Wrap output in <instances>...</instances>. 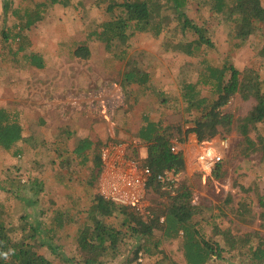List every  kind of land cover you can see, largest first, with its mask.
<instances>
[{"label": "rangeland", "instance_id": "374dc122", "mask_svg": "<svg viewBox=\"0 0 264 264\" xmlns=\"http://www.w3.org/2000/svg\"><path fill=\"white\" fill-rule=\"evenodd\" d=\"M115 1L122 3L124 0H113V3ZM5 2L9 3L8 12ZM44 2L46 0L28 2L0 0V33L16 27L11 32L9 41H2L0 36V50L3 55L1 58L5 61L0 60V108L7 109L13 116L19 118L25 137L10 152L0 149L1 220L5 221L7 227L19 226L24 216L31 217L33 222L38 220L42 224L40 237L44 241L36 240L32 243L36 245L39 253L53 264H85L87 255L77 244V234L93 219L101 220L108 227L121 231L117 253L103 258L102 264H186L182 239L162 244L160 248L162 253L137 256L135 239L121 227L122 216L120 214L106 216L98 209L96 200L99 195L98 184L92 183V178L97 176L94 169L102 147L111 140L112 134L118 142L134 143L137 134L132 130L140 128L144 124V117L148 116L150 120L164 126L181 127L180 140L183 139L182 144L187 143V146L185 150L180 148L185 156L187 168L180 174L168 172L167 179L171 181L170 183L175 181L176 185L187 182L193 189L194 201L196 199L199 207H203L195 217L202 233L207 237H216L215 226H219L231 229L235 237L243 238L244 242L240 245L246 249L240 254L237 250L227 248L225 240L218 235L219 242L226 251L221 260L213 259L209 264H242L243 256L246 257L245 252L251 246L258 245L261 238L264 239V208L260 204V201L264 204V157L261 153L250 156L239 153L244 138L235 132L225 139L218 137L210 141L209 145H203L198 138L192 142L186 140L187 135L195 128L194 119L201 116L204 107L189 109L184 94L188 84L197 83L205 59L215 66L232 62L240 71L252 69L261 80H264V24L259 25L255 34L241 45L232 37L233 25L226 15L212 12L213 0H189L180 13L168 5L167 0H151L150 4L153 9L155 8L152 20L154 23L161 21L162 32L156 34L150 28L146 31H137L132 27L127 30V35L130 36H127L129 38L126 42L114 40L108 48L98 35L103 31V25L113 16L107 12L108 3H101V0H65L64 4L45 8L42 22L35 27L20 30L23 17L12 16V10L21 9L26 13L28 9L34 11L36 3ZM262 5L264 6V0ZM184 17L206 31L213 47L204 45L194 56L186 53L187 46L199 38L190 30H185L184 34L180 31ZM17 33L19 38L13 41V35ZM39 42L52 44L50 52L46 55L52 65L67 72L63 81L76 83L78 79H73L77 74L85 72L83 77L87 78L89 83L83 89L82 94L86 96L81 97L84 106L81 109L84 110L82 116H86L89 123H85L84 126L82 121L80 126L72 123V120L69 121L72 118L69 111H66V114L58 111L64 108L57 102L60 101L59 98H51V106H57L55 110L58 114L48 121L39 111L32 110L26 115L24 110L19 108L20 103L16 100L23 86L28 91H32V88L36 91L33 100L42 102V106L48 104L50 100L47 99L46 104L42 101L44 99L42 89L46 87L38 85L45 81L44 75L40 76L38 69H25L23 65H20L21 68L14 67L13 57L11 53L8 56L7 52L10 50L7 47L15 51L22 46L27 49V55H30L33 46ZM173 44L178 48L173 49ZM80 46L89 49L88 60L74 58L73 50ZM124 50L127 57H133L139 62L140 68L149 73L150 90L143 94L138 85H131L124 88L122 93L115 89L110 93L107 91V98L117 105L114 124L109 125L95 113L94 109H90L91 100L105 84H121L126 66ZM69 62L85 63L84 68L72 66L75 75H69V72L72 73L69 69L71 67L63 65L70 64ZM91 62L97 66L89 64ZM103 65H106L105 68L108 66V70L101 71L98 68ZM200 90L201 97L211 102L216 100L207 89ZM77 91L75 90V93ZM95 97L104 96L100 94ZM3 100L6 102H2ZM255 104L252 99L244 101L237 96L219 110L220 113L231 111L236 119H243L248 116ZM88 114L95 117L97 124L102 125L104 129L105 138L95 139L102 147L97 148L89 167L73 164L72 167H66L69 158L67 154L74 143H77L73 137L66 140V133L71 130L78 133L82 130L81 127L84 130L86 124L91 125ZM36 123L37 128L42 131L40 133L42 136H38V139L32 142L29 139L35 131ZM74 127L79 128L73 129ZM263 135L264 126L260 124L250 137L257 142L258 137ZM222 140H228V149L219 143ZM63 141L65 152L58 146ZM211 143L224 158L220 164L208 171L204 169L200 155L203 148L210 146ZM144 146L146 145L140 143L137 148L147 154V147ZM220 166H224L225 171L224 176L218 177ZM147 201L150 213L165 208L167 202L165 198H159L157 195L148 197ZM157 235L160 236L161 233ZM15 239L20 240L21 235L17 234Z\"/></svg>", "mask_w": 264, "mask_h": 264}, {"label": "trees", "instance_id": "16d2710c", "mask_svg": "<svg viewBox=\"0 0 264 264\" xmlns=\"http://www.w3.org/2000/svg\"><path fill=\"white\" fill-rule=\"evenodd\" d=\"M28 1L32 0H23V2ZM150 1L124 0L122 3L116 1L113 3V0H110L111 3H109V0H101V3H108L107 12L113 17L103 25V31L98 37L110 48L114 40L126 42L129 38L127 36H130L127 35V30L132 27L137 31H146L150 28L156 34H160L163 26L161 21L153 22L155 8L153 9ZM188 1L167 0V3L180 13ZM64 2L65 0H46L44 3H36L34 11L28 9L26 13H23L21 9H14L11 14L16 17H23L20 30L30 29L42 22L45 8L61 5ZM213 3L212 12L226 15L233 25L232 37L241 45L245 44L255 34L259 25L264 24L262 0H213ZM5 7L8 12V2H5ZM184 18L183 27L180 31L183 33L185 30H190L195 32L199 38L195 43H190L187 46L186 53L194 56L204 45L213 47L206 31L198 27L189 18ZM14 29L2 31L0 33L2 41H9ZM178 30L175 29V31ZM17 38H19V33L13 35V41H16ZM7 48L10 50L7 52L8 56L11 53L13 57L14 62L12 64L14 67L32 65L40 69L43 68L44 63L40 55L35 53L26 55L22 46L15 51L10 47ZM176 48H178L177 45L173 44V49ZM126 53L124 50L126 66L120 86L125 90L124 88L128 86L138 85L144 94L150 90V75L140 68L139 62L135 61L133 57H127ZM1 56L3 55L0 50V60L4 61ZM73 56L75 59L88 60L90 51L86 46H80ZM203 65L204 68L199 74L197 83L188 84L184 94L189 109L204 107L201 116L193 121L195 128L192 132L197 135L200 143H207L218 137L225 139L234 132L238 133L244 138L239 153L246 156L261 153L264 157V135L258 137L257 142H254L250 137V134L257 130L260 124L264 126V80H261L252 69L240 71L234 67L232 62L215 66L205 59ZM198 88L207 89L211 95L216 97V100L211 102L207 98L201 97V90ZM237 96H240L244 101L252 99L256 102L248 116L243 119H236L231 111L220 113L219 109ZM143 120L144 124L138 133V139L141 141L140 143L146 144L147 156L142 158L141 151L137 146L129 148L128 155L140 166L150 168L152 177L147 186L148 197L157 195L159 198H165L167 200L166 206L162 209L153 210L149 216L145 217L133 207L115 205L98 195L96 200L100 213L106 216L113 214L122 216L121 227L135 239L137 256L140 254L153 256L162 253L163 251L160 249L162 244L167 241L182 239L186 264H209L213 259L221 260L226 251V248L219 242L218 235L225 240L227 248L237 250L238 253L242 254V250L246 249L240 245L244 242L243 238L235 237L231 229L215 226L216 233L214 234L217 235L216 237H207L202 233L195 217L199 215L203 207H199V204H193V189L187 185L189 183L184 182L176 185L175 181L167 183L161 179L168 172L180 174L186 171L187 164L183 151L181 150L178 154L172 152L173 140L181 139V127L177 125L164 126L159 122L150 120L148 116L144 117ZM34 128L35 131L32 134L34 137L31 136L32 138L29 139L32 142L38 139V136H42L40 134L42 131L37 128V124ZM66 137L67 140L72 139V137L76 138L78 135L77 132L71 130L67 131ZM24 138L23 126L19 118L13 116L7 109L0 108V149L10 152ZM180 141L183 143V139ZM58 146L61 151L64 150L65 152L64 141L60 142ZM99 147H102L100 142L92 141L89 138H80L67 154L69 158L66 167H72V164L89 167L92 157ZM98 160L95 165L96 169H94L97 176L92 178L93 182L91 181L97 184L103 171L100 157ZM219 169L220 175L218 177H221L225 167L220 166L218 171ZM260 204L264 208L261 201ZM1 216L2 213H0V264H53L39 253L36 245L32 243L36 240L44 241L40 237L42 224L38 220L33 222L31 217L24 216L19 226L7 227L5 221L1 220ZM47 232L49 233V231ZM120 232L115 228L108 227L101 220L93 219L87 222L77 234V244L87 255L85 264H102L103 258L109 254H116L120 244ZM158 233L161 235L158 236ZM17 234L21 235L20 240L15 239ZM245 254L246 257L243 256L242 264H264V239L261 238L260 243L255 247L251 246Z\"/></svg>", "mask_w": 264, "mask_h": 264}, {"label": "built area", "instance_id": "2783aa9c", "mask_svg": "<svg viewBox=\"0 0 264 264\" xmlns=\"http://www.w3.org/2000/svg\"><path fill=\"white\" fill-rule=\"evenodd\" d=\"M99 91L98 95L104 97H95L91 100V110H95V113L108 122L109 125L114 124L115 113L117 105L107 98V91L110 93L115 89L117 92L122 93L123 89L118 84H113L109 87V84L104 85ZM124 98V97H123ZM117 101V100H116ZM172 152L178 154L181 149L182 142L178 139L173 140ZM219 143L228 149V140L219 141ZM135 143L118 142L115 139V135H111V140L106 143L100 152V159L103 166V171L99 178L98 192L105 200L112 202L118 206L133 207L139 211L145 217L150 215L148 204L147 186L152 177V172L148 167L140 166L134 159L128 155L130 147H136ZM210 143H204L203 145H209ZM210 146L203 148V152L200 155L204 169L211 171L215 165L220 164L224 158L218 150ZM168 173L161 177L163 182H171L167 179ZM193 204H197V201H193Z\"/></svg>", "mask_w": 264, "mask_h": 264}, {"label": "crops", "instance_id": "0c3cea01", "mask_svg": "<svg viewBox=\"0 0 264 264\" xmlns=\"http://www.w3.org/2000/svg\"><path fill=\"white\" fill-rule=\"evenodd\" d=\"M51 45L52 44H45V42H39V44L33 46L32 50H31V53L38 54V55H40L42 57L43 63H44L43 68L40 69V68L34 67L32 65L24 66L25 69H29V68H32V69H35V70L38 69L39 75L40 76L44 75L45 81L42 82L41 84L38 83V85H40L42 88H43V86L46 87V88L42 89L43 90L42 92H44V94L42 93L44 95V99L42 101L45 103L46 100L49 99L50 102H48V104L45 103L46 105L42 106L41 105L42 102L34 101L33 97L35 96V94H37L36 91L33 90V88H32V91H28V90L25 89V86L21 87V92L18 93L19 96H18V99L16 101L20 103L19 104V108L24 110V114L27 115V113L32 112V110H35V112L39 111V112L43 113V115H42L43 118L47 119V121H48L50 118H54L58 114L56 112V110H55L57 108V106H55V107L51 106V104H52L51 103V98H56V99L59 98L60 101H57V102L61 103L62 107H64V108L62 109V111L60 109L58 111L61 112V113H64V114L67 113L66 111H69V115L72 116L71 119L68 118L69 121L72 120L71 121L72 123L78 124L79 126L81 125V121H82V126H84L85 123H89V120H87L86 116L85 117L82 116V111H84V110L81 109L82 107L84 108L83 104L81 103V97L83 95L86 96V94H82V93H84L83 89L85 88L86 84L89 83L87 81V78L83 77L84 76L83 74H85V72H81L80 74H77L76 78L73 79V80H77L78 79L76 81V83H74V81L73 82L70 81V83L63 81L65 79L64 76L67 75V72H65L63 69L59 70L57 67L52 65V63L49 61V57H47V55H46V54H48L50 52V48H52ZM75 51H76V49L73 50V54H74ZM26 52H27V49H25V51H24V54L27 55ZM77 60H79V59H77ZM84 64L85 63L75 62V63L63 64V65L71 67L69 69H71V72H72V70H73L72 66H80V67L84 68ZM89 64L93 65L95 63L91 62ZM89 64L87 66H89ZM96 66H95V68H96ZM104 66H106V65L99 66L98 68L101 71L102 70H108V66H107V68H105ZM19 68H21V66H19ZM64 69H66V68H64ZM69 69H67V71H69ZM41 71H44V73L41 72ZM69 75H75V73H73V72L70 73L69 72ZM103 77L104 76H102V78ZM34 81L31 80V82H34ZM104 82H106V81H104ZM107 84H109V87L112 86L111 83H107ZM86 89H88V88H86ZM75 90H78V91L75 93ZM80 94H82V95H80ZM87 97H88V95H87ZM38 100H39V98H37V101ZM2 102H6V101L3 100ZM88 117L91 119L92 122H95V123L93 124L90 121L91 125L86 124V126H85L86 128L84 130H83V127H81L82 130H80L77 133V135H78V137H76V141L77 142H78V140L80 138L81 139L82 138H89V139H91L92 141H95V142H96L95 139H97V138H105V133H104V129H103L102 125L97 124V122L95 121V117L90 116L89 114H88ZM141 127L140 128L138 127L139 129L136 128V129L132 130V132H135L137 134V136L134 138L135 139L134 143L136 145L138 144L137 147L139 146V144L141 142L138 139V133H139ZM75 128H79V127H74L73 129H75ZM72 131L76 132V130H72ZM195 139H197V135L194 132L189 133L187 135V137H186V140H188L189 142H192ZM141 144L144 145L145 143L142 142ZM186 146H187V143L181 145L182 149H184V150L186 149L185 148ZM144 147H147V146H144ZM140 153H141L142 158H145L147 156V154H145L142 150H141Z\"/></svg>", "mask_w": 264, "mask_h": 264}]
</instances>
